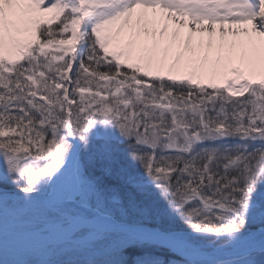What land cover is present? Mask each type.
<instances>
[{
  "label": "snow or ice",
  "instance_id": "6c2138e0",
  "mask_svg": "<svg viewBox=\"0 0 264 264\" xmlns=\"http://www.w3.org/2000/svg\"><path fill=\"white\" fill-rule=\"evenodd\" d=\"M0 260L264 264V0H0Z\"/></svg>",
  "mask_w": 264,
  "mask_h": 264
},
{
  "label": "bare ground",
  "instance_id": "6f19581e",
  "mask_svg": "<svg viewBox=\"0 0 264 264\" xmlns=\"http://www.w3.org/2000/svg\"><path fill=\"white\" fill-rule=\"evenodd\" d=\"M169 26H170V31H169V35H170V32H171V28L172 27H174V25H171V22H169ZM219 25H216V28H218L217 29V38H218V31H219ZM228 27V25H225V28H227ZM181 32H182V38H183V36H186L187 35V29H183V30H181ZM204 35V34H203ZM205 37V39H206V36H204ZM195 39H197L196 37H195ZM229 39H231V37H229ZM198 40V39H197ZM234 66H239V65H234Z\"/></svg>",
  "mask_w": 264,
  "mask_h": 264
},
{
  "label": "rangeland",
  "instance_id": "374dc122",
  "mask_svg": "<svg viewBox=\"0 0 264 264\" xmlns=\"http://www.w3.org/2000/svg\"><path fill=\"white\" fill-rule=\"evenodd\" d=\"M218 29V28H217ZM203 36H206L207 37V34L205 33ZM196 38L197 39H200L201 38V34L197 33L196 34ZM205 38V37H204ZM0 264H4V261L3 260H0Z\"/></svg>",
  "mask_w": 264,
  "mask_h": 264
}]
</instances>
